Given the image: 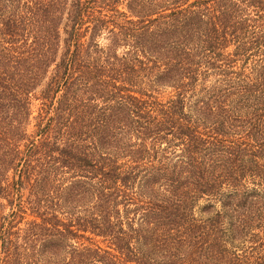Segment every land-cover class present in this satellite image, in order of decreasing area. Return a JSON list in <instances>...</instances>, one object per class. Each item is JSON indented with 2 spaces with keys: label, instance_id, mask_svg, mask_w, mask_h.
<instances>
[{
  "label": "trees",
  "instance_id": "obj_1",
  "mask_svg": "<svg viewBox=\"0 0 264 264\" xmlns=\"http://www.w3.org/2000/svg\"><path fill=\"white\" fill-rule=\"evenodd\" d=\"M0 264H264V0H0Z\"/></svg>",
  "mask_w": 264,
  "mask_h": 264
}]
</instances>
